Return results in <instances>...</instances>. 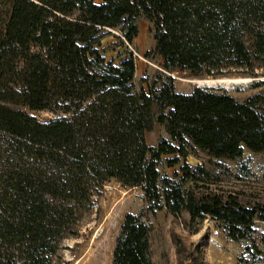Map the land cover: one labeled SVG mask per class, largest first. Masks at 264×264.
Returning a JSON list of instances; mask_svg holds the SVG:
<instances>
[{"label": "trees", "instance_id": "16d2710c", "mask_svg": "<svg viewBox=\"0 0 264 264\" xmlns=\"http://www.w3.org/2000/svg\"><path fill=\"white\" fill-rule=\"evenodd\" d=\"M0 264H53L61 239L110 179L138 187L150 211L209 216L233 241L248 240L264 206L205 187L206 163L264 151V95L238 100L222 88L174 89L173 70L193 76L264 65V0H0ZM152 25L160 67L135 89L124 43L136 19ZM117 29L118 62L100 39ZM26 108L27 110L23 109ZM55 117L40 121L30 111ZM154 123L167 137L154 145ZM206 162L191 165L188 155ZM178 165L173 177L157 166ZM186 182L190 186L184 187ZM149 227L125 213L109 264H152ZM244 253L264 264V237Z\"/></svg>", "mask_w": 264, "mask_h": 264}, {"label": "rangeland", "instance_id": "374dc122", "mask_svg": "<svg viewBox=\"0 0 264 264\" xmlns=\"http://www.w3.org/2000/svg\"><path fill=\"white\" fill-rule=\"evenodd\" d=\"M99 4L101 0H93ZM1 8V5H0ZM137 35L131 44L124 43L134 58L132 84L135 89L143 87L154 79L160 67L161 58L153 51L151 22L143 15L136 19ZM100 39L105 59L118 62L116 52L121 48L115 35L117 29H107ZM174 89L187 92L193 86L222 88L238 100L259 93L264 95V65H255L251 71H230L222 75L193 76L187 71L173 70ZM27 110L26 108H23ZM40 121L55 117L48 110L30 111ZM144 142L154 145L160 137H167L163 126L154 123L144 132ZM203 154L188 155L186 162L195 165L206 162ZM160 174L173 177L178 165L157 166ZM209 170L207 182L197 183L202 192L205 187L219 192L235 194L245 206H264V151L253 153L246 149L234 160H215L206 163ZM190 186L189 182L184 187ZM141 214L149 227L148 243L152 264H263L257 257L244 253L245 245L256 244L262 248L264 225L255 221L254 231L248 240L233 241L226 236L220 225L209 216L189 220L186 212L173 214L166 208L150 211L138 187H125L114 179L105 182L98 192L91 196L88 207L81 211L73 229L74 233L61 239L53 264H109L116 235L125 213Z\"/></svg>", "mask_w": 264, "mask_h": 264}, {"label": "water", "instance_id": "95a60500", "mask_svg": "<svg viewBox=\"0 0 264 264\" xmlns=\"http://www.w3.org/2000/svg\"><path fill=\"white\" fill-rule=\"evenodd\" d=\"M172 77V76H171ZM196 86H199V85H196Z\"/></svg>", "mask_w": 264, "mask_h": 264}]
</instances>
